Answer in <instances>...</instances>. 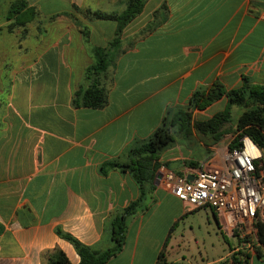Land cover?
Wrapping results in <instances>:
<instances>
[{
	"label": "crops",
	"instance_id": "crops-1",
	"mask_svg": "<svg viewBox=\"0 0 264 264\" xmlns=\"http://www.w3.org/2000/svg\"><path fill=\"white\" fill-rule=\"evenodd\" d=\"M17 1L0 0V30ZM24 1L44 23L30 29L29 58L20 50L18 66L0 75V264H48L58 252L80 264L58 231L107 250L110 221L140 197L129 173H103L104 165L126 159L130 146L150 138L200 89L219 83L235 90L243 79L264 86V0H143L112 47L118 22L99 15H123L133 0ZM98 48L108 49V68L87 76ZM94 86L107 93L98 109L76 99ZM216 105L226 107L225 98ZM215 146L181 141L162 154L157 173L186 176ZM161 180L154 203L128 220L123 251L107 264L157 263L169 231L191 210ZM249 264L264 257L250 252Z\"/></svg>",
	"mask_w": 264,
	"mask_h": 264
},
{
	"label": "trees",
	"instance_id": "trees-1",
	"mask_svg": "<svg viewBox=\"0 0 264 264\" xmlns=\"http://www.w3.org/2000/svg\"><path fill=\"white\" fill-rule=\"evenodd\" d=\"M143 0H133L128 10L120 16H104L101 18H112L118 22L116 38L111 47L116 45L118 38L125 26L137 16L143 8ZM39 13L33 7H29L26 1L19 0L13 3L9 9L6 21L12 22V27L26 29V26L39 18ZM108 49L98 48L94 50L96 62L86 70L87 76H94L106 72L108 68ZM222 98L228 103L224 111L216 113L206 121H193L192 112L195 109L204 110L215 104ZM76 99L85 107L98 109L107 102L105 88L94 86L76 94ZM77 100L76 105H80ZM253 105L254 111L239 120L238 136L231 142L230 148L236 147L239 140L250 137L264 154V86L253 85L248 79H243V85L239 89L227 90L223 85L216 83L211 89H200L196 91L188 104L169 111L162 125L156 132L144 141H136L126 152V159L111 161L102 167V172L109 169H118L123 173H129L138 185L140 197L133 202L124 212L110 221L113 231L112 247L107 250H98L81 244L79 241L58 231L59 235L71 242L81 257L80 264H107L112 258L123 251L128 230V220L139 213H143L154 203L152 192L157 171L161 167L159 159L168 149L179 144L181 141L190 142L197 135L201 144L206 147L218 144L224 133L223 126L231 123V109L234 106ZM261 108V109H260ZM261 111H260V110ZM197 167L198 163H190ZM216 220L218 217L214 214ZM174 226L171 231L174 230ZM257 241L254 243V251L258 257H264V221L258 219L256 223ZM245 241H249L246 239ZM166 246L159 254L156 264H185L169 262L166 257ZM250 252L241 250L232 254L231 259L215 264H249ZM48 264H71L67 256L58 252L49 258Z\"/></svg>",
	"mask_w": 264,
	"mask_h": 264
},
{
	"label": "built area",
	"instance_id": "built-area-1",
	"mask_svg": "<svg viewBox=\"0 0 264 264\" xmlns=\"http://www.w3.org/2000/svg\"><path fill=\"white\" fill-rule=\"evenodd\" d=\"M263 164L262 150L244 136L236 147L219 149L186 176L163 170L161 181L192 209L212 211L229 235L252 239L255 246L256 223L264 221Z\"/></svg>",
	"mask_w": 264,
	"mask_h": 264
},
{
	"label": "rangeland",
	"instance_id": "rangeland-1",
	"mask_svg": "<svg viewBox=\"0 0 264 264\" xmlns=\"http://www.w3.org/2000/svg\"><path fill=\"white\" fill-rule=\"evenodd\" d=\"M6 22L7 25L5 26V29L0 30V75L6 69H9V71L12 72L14 68L18 66V64H14V56H16L17 59L20 50H22L23 59L25 57L27 59L29 58L31 49L30 35L33 32V30L30 29H32L34 25L38 26L43 24L44 17L39 16L38 20L29 23L26 26V30L22 29L23 32H20L16 27L10 28L12 22ZM19 39L22 40L20 43L21 49L16 47L20 42ZM2 59H4L6 63H3ZM225 101L228 103L226 98ZM211 106L204 110L195 109L192 112L193 121H206L212 118L216 113L224 111L226 108L221 105ZM253 111L254 106L249 104L232 107L231 123L223 126L222 131L224 136L216 146L214 145V148L219 150L230 146L231 142L240 133L238 129L239 120L241 117L252 113ZM193 142L195 144H200L197 135H194ZM169 233L170 236H168L165 243V252L166 257L170 262L180 261L179 263L185 264H212L210 262L228 256L235 248H238L244 253H255L254 246L251 245L252 239L245 241L238 237H228L224 235L220 231L218 223L209 210H193L191 208L186 215H181L178 218L174 230L169 231ZM231 257L232 255H230L229 260ZM224 261L226 260H223L222 262Z\"/></svg>",
	"mask_w": 264,
	"mask_h": 264
},
{
	"label": "water",
	"instance_id": "water-1",
	"mask_svg": "<svg viewBox=\"0 0 264 264\" xmlns=\"http://www.w3.org/2000/svg\"><path fill=\"white\" fill-rule=\"evenodd\" d=\"M162 174L161 173H157L156 176V181L159 180L161 178ZM190 180H193L192 178H189Z\"/></svg>",
	"mask_w": 264,
	"mask_h": 264
}]
</instances>
